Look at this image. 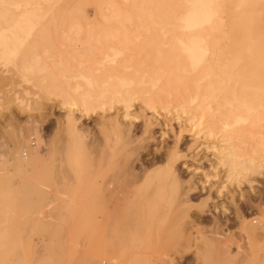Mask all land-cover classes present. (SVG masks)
Instances as JSON below:
<instances>
[{"label": "rangeland", "instance_id": "1", "mask_svg": "<svg viewBox=\"0 0 264 264\" xmlns=\"http://www.w3.org/2000/svg\"><path fill=\"white\" fill-rule=\"evenodd\" d=\"M61 2L71 21L48 26V41L36 50L47 70L61 73L63 59L115 54L151 65L160 27L137 17L155 0ZM57 74L44 88L42 77L25 79L0 60V264H264V241L248 242L235 214L264 220V119L230 129L177 92L148 85L139 86L128 108L109 97L86 107L73 92L83 82ZM70 109L84 144L66 129ZM114 118L137 138L152 136L146 143L153 152L177 144L181 178L198 188L186 199L185 184L166 183L156 198L141 196L142 182L122 180L121 140L105 124ZM19 144L22 154L40 151L26 172L13 164ZM224 150L241 162L231 169ZM207 238L224 246L205 247Z\"/></svg>", "mask_w": 264, "mask_h": 264}, {"label": "bare ground", "instance_id": "2", "mask_svg": "<svg viewBox=\"0 0 264 264\" xmlns=\"http://www.w3.org/2000/svg\"><path fill=\"white\" fill-rule=\"evenodd\" d=\"M71 12L61 0H0V60L14 65L25 79L42 77L44 88L55 83L56 74L62 72L65 78L83 82L73 92L74 99L86 107L93 100L109 97L124 102L128 108L130 98L144 88L139 86L148 85L156 91L177 92L176 96L187 98L193 108L207 113L206 117L210 114L216 123L227 124L230 129L264 119V0H155L150 12L137 17L151 19L160 27V37L154 40L157 47L152 49L157 55L149 59L151 65L115 54L98 59H63L58 61L61 73L49 71L36 50L47 43L48 26L56 28L70 22ZM137 63L144 69L140 70ZM49 89L46 90L50 92ZM68 103L76 104L74 100ZM72 111L66 118V129L73 130L84 144V133L78 130ZM105 124L121 140L122 180L131 186L132 182H142L137 187L142 190L141 196L156 198L154 193H161L166 183L185 184L186 199L198 188L191 178H181L175 162L183 155L177 144L161 153L153 152L148 144L152 136L137 138L131 127L116 118ZM21 147L19 144L11 153L14 167L24 172L36 165L40 151L37 148L35 153L22 154ZM222 152L231 169L241 162L236 153ZM138 155L143 165L140 172L133 166ZM146 155L151 156L145 158ZM162 162L163 167L159 166ZM51 194L47 197H59ZM235 214L248 242L264 241V220L255 215L248 217L239 209ZM203 242L208 248L224 246L219 238ZM246 257L241 254L240 261L248 260Z\"/></svg>", "mask_w": 264, "mask_h": 264}]
</instances>
